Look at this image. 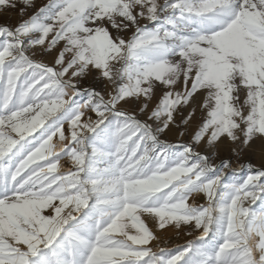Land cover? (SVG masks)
<instances>
[{
    "label": "snow or ice",
    "instance_id": "snow-or-ice-1",
    "mask_svg": "<svg viewBox=\"0 0 264 264\" xmlns=\"http://www.w3.org/2000/svg\"><path fill=\"white\" fill-rule=\"evenodd\" d=\"M0 17V264H264V0Z\"/></svg>",
    "mask_w": 264,
    "mask_h": 264
},
{
    "label": "rangeland",
    "instance_id": "rangeland-1",
    "mask_svg": "<svg viewBox=\"0 0 264 264\" xmlns=\"http://www.w3.org/2000/svg\"><path fill=\"white\" fill-rule=\"evenodd\" d=\"M11 15V14H9ZM3 17H0V23H3ZM9 23H15V19L13 18L12 20L8 21ZM87 86V85H85ZM98 87H102V86H98ZM178 136V134H176ZM170 140H174L176 138V136H173L172 134H169V136L167 137ZM165 239H167L169 241L168 246L171 247H175L178 244H182L184 243L186 237L183 235L177 236L174 232H168L165 234Z\"/></svg>",
    "mask_w": 264,
    "mask_h": 264
}]
</instances>
